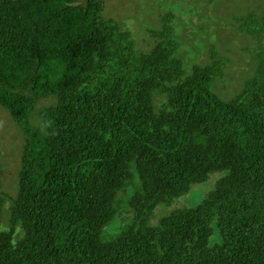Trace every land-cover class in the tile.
Listing matches in <instances>:
<instances>
[{"label": "trees", "instance_id": "obj_1", "mask_svg": "<svg viewBox=\"0 0 264 264\" xmlns=\"http://www.w3.org/2000/svg\"><path fill=\"white\" fill-rule=\"evenodd\" d=\"M103 11L0 0V107L26 134L8 226L0 191V264H264V48L225 96L224 57L188 71L172 25L136 51ZM213 173L202 200L176 206Z\"/></svg>", "mask_w": 264, "mask_h": 264}, {"label": "rangeland", "instance_id": "obj_2", "mask_svg": "<svg viewBox=\"0 0 264 264\" xmlns=\"http://www.w3.org/2000/svg\"><path fill=\"white\" fill-rule=\"evenodd\" d=\"M105 17L113 18L120 24V30L128 31L133 38L136 51L149 50L155 40L161 37L150 36L152 32L163 30L165 23L174 27V34L181 42L179 55L186 59L185 68L190 71L192 64H209L212 59L224 57L228 62L225 75L214 81L216 92L233 96L248 77L254 74L258 61L256 51L264 48V33L260 39L244 31L245 27L253 28L250 15L256 20L264 19V0H103ZM171 14V15H169ZM166 22H165V18ZM256 26L263 24L256 22ZM177 33H182L177 34ZM214 46L215 55L211 57L210 48ZM213 53V52H212ZM158 104L162 95L155 94ZM55 102V98L39 99L30 115L29 121L39 125L37 110ZM26 134L0 107V169L1 188L6 200L2 211V223L10 224L11 199L18 192V175L21 155ZM222 173L211 174L205 183L194 184L188 198L184 196L176 206L202 200L206 193L213 189L214 182ZM126 192H121L119 201ZM197 203V202H196ZM171 208H169L170 210ZM167 210V211H169ZM119 217H128L127 208L122 209ZM159 211V212H167ZM107 234H114V228L108 227Z\"/></svg>", "mask_w": 264, "mask_h": 264}]
</instances>
